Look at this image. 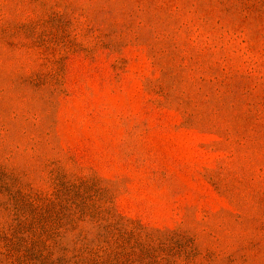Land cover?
<instances>
[{
    "label": "rangeland",
    "instance_id": "374dc122",
    "mask_svg": "<svg viewBox=\"0 0 264 264\" xmlns=\"http://www.w3.org/2000/svg\"><path fill=\"white\" fill-rule=\"evenodd\" d=\"M0 264H264V0H0Z\"/></svg>",
    "mask_w": 264,
    "mask_h": 264
}]
</instances>
